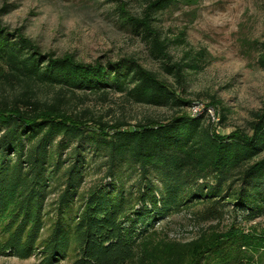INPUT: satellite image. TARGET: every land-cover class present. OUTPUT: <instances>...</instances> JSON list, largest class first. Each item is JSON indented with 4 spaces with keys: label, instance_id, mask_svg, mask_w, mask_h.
I'll use <instances>...</instances> for the list:
<instances>
[{
    "label": "trees",
    "instance_id": "trees-1",
    "mask_svg": "<svg viewBox=\"0 0 264 264\" xmlns=\"http://www.w3.org/2000/svg\"><path fill=\"white\" fill-rule=\"evenodd\" d=\"M113 1L181 84L183 67L169 62L152 17L193 0H147L140 16ZM251 45L264 69V42ZM0 84L13 90L0 98V256L34 257L33 264H250L249 252L264 248V234L236 227L186 243L156 230L185 210L202 222L230 210L264 216V113L221 134L182 112L190 101L134 58L88 64L43 53L1 20ZM39 86L54 95L40 98ZM107 89L175 112L130 126L64 107V93ZM91 175L98 176L88 184Z\"/></svg>",
    "mask_w": 264,
    "mask_h": 264
},
{
    "label": "rangeland",
    "instance_id": "rangeland-1",
    "mask_svg": "<svg viewBox=\"0 0 264 264\" xmlns=\"http://www.w3.org/2000/svg\"><path fill=\"white\" fill-rule=\"evenodd\" d=\"M146 1L121 0L134 16L141 15ZM117 5L113 0H0V10H4L0 20L9 30L19 29L43 53L72 56L88 64L134 58L190 101L182 112L206 118L221 134L246 128L255 114L264 113V69L257 63V47L251 45L264 42V0L182 1L152 17L167 44L169 62L183 67L181 84L151 56L147 43L122 22ZM54 93L37 89L40 98L49 99ZM12 94V88L0 84V98ZM64 98L67 110L86 112L110 124L121 121L134 126L146 119L165 120L175 112L134 103L110 89L104 95L76 90L64 93ZM97 176L91 175L88 184ZM245 216L230 210L220 220L202 222L193 211L185 210L157 223L156 230L161 238L176 243L189 242L201 232L227 233L231 227L247 235L264 234V216ZM249 253L253 256L250 264H264V248ZM35 262L34 257L0 256V264Z\"/></svg>",
    "mask_w": 264,
    "mask_h": 264
}]
</instances>
